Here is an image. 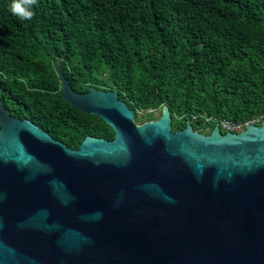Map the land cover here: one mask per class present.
<instances>
[{"label": "water", "instance_id": "95a60500", "mask_svg": "<svg viewBox=\"0 0 264 264\" xmlns=\"http://www.w3.org/2000/svg\"><path fill=\"white\" fill-rule=\"evenodd\" d=\"M60 97L109 124L68 147L0 100V264H264V125L171 112L136 123L117 89Z\"/></svg>", "mask_w": 264, "mask_h": 264}, {"label": "trees", "instance_id": "16d2710c", "mask_svg": "<svg viewBox=\"0 0 264 264\" xmlns=\"http://www.w3.org/2000/svg\"><path fill=\"white\" fill-rule=\"evenodd\" d=\"M11 4L0 0V99L70 148L115 132L60 97L58 64L77 93L117 89L135 121L168 106L173 130L264 112V0H37L30 20Z\"/></svg>", "mask_w": 264, "mask_h": 264}, {"label": "built area", "instance_id": "2783aa9c", "mask_svg": "<svg viewBox=\"0 0 264 264\" xmlns=\"http://www.w3.org/2000/svg\"><path fill=\"white\" fill-rule=\"evenodd\" d=\"M200 117L203 118V124L206 125L203 126L202 128L208 129L210 127V124H214V125L219 124L222 130H225V132L232 131V133H241L245 131L250 125H259V126L264 125V112L251 118L249 121H246L244 123H235L232 120H227V119L215 120L212 117L203 114L202 115L200 114ZM196 118L197 115H194L193 119Z\"/></svg>", "mask_w": 264, "mask_h": 264}, {"label": "clouds", "instance_id": "9594fccd", "mask_svg": "<svg viewBox=\"0 0 264 264\" xmlns=\"http://www.w3.org/2000/svg\"><path fill=\"white\" fill-rule=\"evenodd\" d=\"M37 5V0H12L10 11L21 20H30L34 12L33 6Z\"/></svg>", "mask_w": 264, "mask_h": 264}, {"label": "flooded vegetation", "instance_id": "af4514ba", "mask_svg": "<svg viewBox=\"0 0 264 264\" xmlns=\"http://www.w3.org/2000/svg\"><path fill=\"white\" fill-rule=\"evenodd\" d=\"M82 94H83V93H82ZM0 100L2 101L3 105L5 106V108L9 111L10 115H12L13 117H17V118H20V119H29V120H30L31 122H33L35 125H38L36 122H34V121H33L32 119H30L29 117H19V116L15 115V114H12V111H14L13 108H12V107H8L2 99H0ZM155 110H158V111L160 112V114H159V116H158V117H160L162 109H161V110H159V109H155ZM158 117H157V118H158ZM38 126H40V125H38ZM40 127H41V126H40ZM0 128H1V126H0Z\"/></svg>", "mask_w": 264, "mask_h": 264}, {"label": "rangeland", "instance_id": "374dc122", "mask_svg": "<svg viewBox=\"0 0 264 264\" xmlns=\"http://www.w3.org/2000/svg\"><path fill=\"white\" fill-rule=\"evenodd\" d=\"M160 112L158 110H153L152 111V115L155 116V118H157L159 116ZM140 115L142 116V112H140ZM144 121V119L140 120V121H135L136 123H142ZM145 122V121H144ZM205 129V130H203ZM213 128L212 127H209L208 129L207 128H202L200 131L203 132V133H209Z\"/></svg>", "mask_w": 264, "mask_h": 264}]
</instances>
